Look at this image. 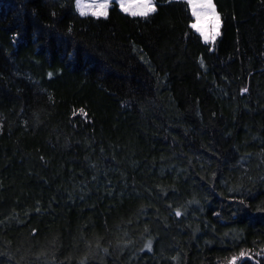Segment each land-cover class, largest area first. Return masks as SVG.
Segmentation results:
<instances>
[{
    "label": "trees",
    "instance_id": "trees-1",
    "mask_svg": "<svg viewBox=\"0 0 264 264\" xmlns=\"http://www.w3.org/2000/svg\"><path fill=\"white\" fill-rule=\"evenodd\" d=\"M213 2L207 45L184 0L148 18L113 3L107 19L0 0V264L264 249V0Z\"/></svg>",
    "mask_w": 264,
    "mask_h": 264
},
{
    "label": "snow or ice",
    "instance_id": "snow-or-ice-1",
    "mask_svg": "<svg viewBox=\"0 0 264 264\" xmlns=\"http://www.w3.org/2000/svg\"><path fill=\"white\" fill-rule=\"evenodd\" d=\"M114 2L122 13L134 18H148L158 11L156 0H75V8L81 17L91 16L97 19H107ZM184 4L187 6L191 17L188 27L197 33L205 44L215 45L217 37L221 35V16L213 0H184ZM200 63L203 66V59ZM49 76H51V73H49ZM242 91L247 92L248 89L244 88ZM79 114L85 118L87 117L84 109H80ZM193 202L196 201H190L189 203ZM239 203L244 204V201L240 200ZM175 215L177 217L182 215L180 209L175 210ZM145 232H147V228ZM152 246V239H148L143 245L148 251L152 250ZM261 256H264V249L255 253L252 250L241 249L238 253L232 255L230 259L226 258V264H239L245 258L254 260L255 264H261L260 260L256 259ZM173 259L177 258L173 257Z\"/></svg>",
    "mask_w": 264,
    "mask_h": 264
},
{
    "label": "rangeland",
    "instance_id": "rangeland-1",
    "mask_svg": "<svg viewBox=\"0 0 264 264\" xmlns=\"http://www.w3.org/2000/svg\"><path fill=\"white\" fill-rule=\"evenodd\" d=\"M115 3V2H114Z\"/></svg>",
    "mask_w": 264,
    "mask_h": 264
}]
</instances>
